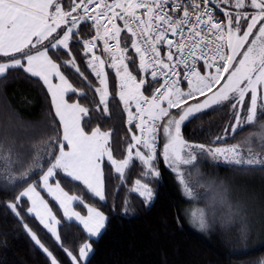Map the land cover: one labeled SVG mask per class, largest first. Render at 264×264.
<instances>
[{
	"label": "snow or ice",
	"instance_id": "snow-or-ice-1",
	"mask_svg": "<svg viewBox=\"0 0 264 264\" xmlns=\"http://www.w3.org/2000/svg\"><path fill=\"white\" fill-rule=\"evenodd\" d=\"M70 3V8L66 10L63 0H0V57L9 58L0 61V77H6L11 69H23L31 76L39 77L47 86L55 117L59 119L63 130L62 140L57 135L48 144L47 147L52 151L45 149L50 165L46 171L40 162L42 158L39 155L33 158V165L42 172L37 183H27L31 168L23 167V154L15 147L0 145V168L7 174L8 181L13 188L17 186V180L27 183L13 200L7 202V208L22 223L20 205L27 200V213L34 215L57 244L63 247L58 230L60 220L37 191V187L42 185L64 209V216L68 220L74 216L90 237L97 236L106 226L105 215L86 204L87 217H82L78 212H71L70 215L73 203L78 199L84 203L83 199L70 196L59 182L53 187L50 180L57 170H61L73 181L83 183L103 201V171L97 161L104 155L120 173L121 179L133 159L141 162L145 176L159 178L160 171L154 164L157 158L155 141L158 127L163 128L165 137L163 159L176 174L183 194L189 199L193 198L194 193L184 177L181 165L195 164L198 154L207 153L214 160L222 158L240 171L264 172V0H70ZM211 3H215L216 8L223 13L222 18H216L214 11L209 8ZM222 5L235 11L226 10ZM89 20L93 22L96 36L83 42L86 55L96 47L98 40L105 37L115 39V46L121 53L129 51L127 43L123 47L120 43L121 32L126 29L132 37L131 47L140 58V70L145 74L144 79L136 82V77L125 63V57L121 55L118 58L112 53L113 45L105 39V50L112 55L113 60L110 66L117 69V76L121 75L119 64H123L126 79L136 82L135 89L127 93L122 86L120 100L128 113V124L140 121L135 124V128L140 130L141 135L132 136L128 157L120 161L112 155L109 145L111 133L96 128L88 135L81 127V119L89 115V109L78 103L67 104L64 101L66 92L77 90L49 56L50 49L63 48L72 57L71 41L79 36V25ZM117 20L123 22V29L118 27ZM101 28L104 29L103 36ZM40 45H43L42 50L38 47ZM161 45L167 49L166 52ZM33 49L36 51L33 52ZM128 59L134 60L132 57ZM97 60L102 69L105 62L101 57L93 54L87 61L88 68L92 69L100 85L95 88L99 96L96 111H100V106H103V113L109 114L107 77L102 70L97 71L94 64ZM200 61H203V67L197 70ZM65 63L85 80L88 79L75 58ZM181 66L185 69L183 74L177 71ZM149 68L152 80L159 85L150 98L139 91L141 86L149 83ZM53 74L60 80L59 85L52 83ZM181 75L188 83L187 92L181 89L179 79H171L172 76ZM161 77L163 83H160ZM80 94L84 95L83 92ZM198 97L204 99L199 100ZM130 98L136 100L135 113L131 111ZM191 99L197 102L189 104ZM224 107L232 110L231 116L234 118V123L224 129L225 133L229 129L234 134L246 127L252 129L243 141L226 147H206L203 144H189L183 138L181 128L185 122L199 118L198 114L209 109L223 110ZM172 109L179 111L173 113ZM156 121L164 123L158 126ZM216 139L224 137L217 136ZM55 145H59V154L55 152ZM133 148H137L134 156ZM14 172L18 175L14 176ZM135 185L132 191L138 192L146 204L151 203L155 197L153 188L140 179L135 181ZM218 195L221 203L228 204L222 192ZM186 215L190 216V222L199 231L209 229L204 210H193L186 212ZM23 227L35 245L46 254L50 264H60L29 225L23 223ZM64 251L71 258V264H81V261L86 264L92 246L90 242L84 243L78 257L67 248Z\"/></svg>",
	"mask_w": 264,
	"mask_h": 264
},
{
	"label": "trees",
	"instance_id": "trees-1",
	"mask_svg": "<svg viewBox=\"0 0 264 264\" xmlns=\"http://www.w3.org/2000/svg\"><path fill=\"white\" fill-rule=\"evenodd\" d=\"M63 6L69 9L70 0H63ZM77 31L79 36L71 41L72 57L68 56L65 49H50L49 56L77 90L68 94L66 101L89 109V115L83 116L81 120V127L86 134H91L96 128L111 133L109 145L113 158L123 160L128 155L129 144L133 143L135 129L132 131L127 126L128 113L118 96L117 76L113 70L107 69L109 114L103 113V106H100V111H96L99 96L95 88L99 87V82L92 69L88 68L87 61L93 54L103 56L108 53L99 40L86 55L83 42L94 36L85 22L79 25ZM131 41L122 31L121 47L127 43L129 51L125 52L126 56L134 58H127L126 63L132 75L140 80L145 77ZM38 47L43 48V45ZM73 58L88 77L87 80L65 63ZM8 59L3 57L0 61ZM148 81L141 86L143 95L149 94L155 84ZM186 87L184 85L182 89ZM228 109H209L198 114L199 118L185 122L181 128L183 138L191 144L209 146L232 144L249 136L252 129L246 127L232 133L230 137L215 141L230 123L231 113ZM57 135L62 140L60 122L55 117L50 96L42 83L23 69H11L6 77H0V145L15 147L23 154V167L31 168L27 183H37L42 174L41 169L33 165L34 157L39 155L42 158L40 162L44 171L50 166L45 149L52 151L47 146ZM161 147L160 130L159 148L154 161L160 171L159 178L145 176L141 162L133 159L121 179L115 168L104 161L103 201L81 182L73 181L61 171L56 173L57 182L67 193L79 196L106 216V226L98 238L91 239L79 225L62 220L58 208L49 200L60 220L58 230L63 247L57 244L36 218L27 213L29 205L26 200L20 205L23 223L29 225L60 264H71L64 248L78 257L80 247L86 242L92 246L86 264H263L264 172L240 171L237 166L209 169L208 174H213L214 184L205 188L200 206L205 209L210 227L204 232L196 231L186 218L190 202L182 195L174 173L165 166ZM55 152L59 154V145H55ZM13 175L17 176L18 173L14 172ZM137 179L153 188L155 197L151 203L146 204L142 197L132 191ZM27 183L17 180V186L13 188L7 174L0 168V264H50L48 257L25 231L20 218L7 208V202L13 200ZM221 192L228 204L220 202L218 194ZM76 208L81 213L85 212L80 205Z\"/></svg>",
	"mask_w": 264,
	"mask_h": 264
},
{
	"label": "rangeland",
	"instance_id": "rangeland-1",
	"mask_svg": "<svg viewBox=\"0 0 264 264\" xmlns=\"http://www.w3.org/2000/svg\"><path fill=\"white\" fill-rule=\"evenodd\" d=\"M222 7H225L226 8V10H229V11H235V9H231V8H228V6H226V5H222ZM248 11H252L251 9H248ZM99 41V40H98ZM101 41V40H100ZM118 58L121 56V55H123L124 57H125V63L127 62V56H126V54L125 53H121L119 50L116 52V53H114ZM99 57H101V59H103L104 60V66H103V68L101 69V65H100V61H94V64L96 65V69H97V71H103V73L106 75V77H107V69H110V70H113L114 72H115V74H116V76H117V69L115 68V67H111L110 65L113 63V60H112V55L111 54H103V56H100L99 55ZM118 62V61H117ZM119 67H120V72H121V75L118 77L117 76V79H118V96H119V98H120V93H121V90H122V86H123V91L125 92V93H127L130 89H132V90H134L135 89V87H136V82H138L139 80H137L136 79V82H133V81H130V80H127L126 79V77L124 76V68H123V64H119ZM144 79V78H143ZM100 86V85H99ZM217 87H219V86H217ZM183 90V89H182ZM189 90V88H187L186 89V91L185 92H187ZM139 91H140V93H141V87H140V89H139ZM214 91H215V89H214ZM208 95H211V93H209ZM198 99L199 100H203L204 99V97H198ZM197 102V100L196 99H191V100H189V104H195ZM123 103V102H122ZM129 103H130V105H131V109L133 108V107H135V105H136V100L135 99H129ZM124 105V104H123ZM166 106V105H165ZM125 107V106H124ZM185 107H186V105H185ZM229 111H230V113L232 112V110L229 108L228 109ZM173 113H175V112H178L179 110L178 109H172L171 110ZM165 119H167V118H165ZM160 122V125H162L163 123H164V121H159ZM230 123H234V118L231 116V118H230ZM229 123V124H230ZM228 124V125H229ZM228 126H226V128H227ZM160 130H161V132H162V147H161V157H162V159H163V155H162V152H163V145H164V143H165V137H164V133H163V128L162 127H160ZM230 135H232V131H231V129H229V131L227 132V133H225V131H223V133H222V136L224 137V139L226 138V137H230ZM248 137V136H247ZM221 140H223V139H221ZM244 140V139H243ZM243 140H241V141H243ZM215 141H218L217 139L215 140ZM220 141V140H219ZM241 141H238V142H241ZM238 142H235V143H238ZM235 143H232V144H235ZM189 144H191V143H189ZM229 145H231V144H216V145H209V146H206V147H226V146H229ZM137 150V148H133L132 149V154H133V156H134V154H135V151ZM142 150V149H141ZM197 152H198V150H197ZM127 157H128V155H127ZM126 157V158H127ZM163 162H164V164H165V166L167 167V168H169L168 166H167V164L165 163V161H164V159H163ZM218 166H227V167H231V166H235V165H230V164H227V163H225L224 161H223V159L221 158V159H219V160H214L213 158H212V156H210V155H208L207 153H203V154H198V159H197V161L195 162V164H193V165H181V169H182V171H183V174H184V177H185V179H186V181L188 182V184H189V186L192 188V190H193V193H194V196H193V198L192 199H189V198H187L184 194H183V192H182V188H181V185L179 184V187H180V191H181V193H182V195L190 202V205H189V207L186 209V212H191V211H193V210H200V209H202V210H204V212H205V209H204V207H202V206H200L201 204H202V201H203V199H204V194H205V188H207V187H210V186H212L214 183L212 182L214 179H212L214 176H213V174H208L209 172H210V170L209 169H211V168H214V167H218ZM114 167V166H113ZM115 168V167H114ZM47 170V169H46ZM45 170V171H46ZM169 170L170 171H172L170 168H169ZM58 171H61V170H57V172ZM211 171H213V170H211ZM56 172V173H57ZM62 173H63V171H61ZM173 172V171H172ZM174 173V172H173ZM64 174V173H63ZM120 174V173H119ZM174 175H175V179H176V181H177V177H176V174L174 173ZM56 174L54 175V177L50 180V183H51V185L53 186V187H55V184L57 183V180H56ZM39 179H40V177H39ZM80 182V181H79ZM83 184V183H82ZM84 185V184H83ZM85 186V185H84ZM136 185H135V183H134V185H133V187H135ZM62 188V187H61ZM87 188V187H86ZM63 189V188H62ZM64 190V189H63ZM37 191L40 193V195H41V197L45 200V202L46 203H48V205H49V207L52 209V207L50 206V203H49V201H52L54 204H55V206L58 208V211H59V213H60V215H61V217H62V220H64V221H66V222H73V223H75V224H77V225H79L82 229H83V231L85 232V234L89 237V238H91V239H96V238H98L99 237V235L101 234V232L104 230V229H102L101 230V232L97 235V236H92V237H90L89 236V234L85 231V229H84V227H83V225L78 221V220H76V218L73 216L72 217V219L71 220H68L65 216H64V209H62L61 207H60V204L57 202V200L52 196V195H50L49 193H48V191L41 185V186H38L37 187ZM65 191V190H64ZM66 192V191H65ZM137 195H139L138 194V192H135ZM69 194V193H68ZM70 196H76V197H79V196H77V195H73V194H69ZM140 196V195H139ZM80 198V197H79ZM49 200V201H48ZM27 201V200H26ZM85 202L84 203H80L79 202V199L77 200V201H75L74 203H73V205H72V207H71V209H70V215H71V212H78V213H80V215L82 216V217H87V215H88V210H87V208L85 207ZM149 204V203H148ZM29 205V204H28ZM77 205H80V206H82L83 208H84V210H85V212L84 213H81V212H79L78 210H77V208H76V206ZM86 205H88V204H86ZM88 206H90V205H88ZM90 207H93V206H90ZM96 208V207H95ZM97 209V208H96ZM97 210H99V209H97ZM52 211H53V209H52ZM100 211V210H99ZM101 212V211H100ZM53 214L57 217V215L55 214V212L53 211ZM205 214H206V212H205ZM235 215H237V214H235ZM31 216H33L34 218H36L34 215H31ZM187 217V220H188V223H189V225L193 228V229H195L196 231H199L198 230V228L197 227H194L193 226V224L190 222V216L189 215H186ZM106 217V216H105ZM57 219L59 220V218L57 217ZM38 221V220H37ZM39 222V221H38ZM40 224V223H39ZM41 225V224H40ZM42 227H43V225H41ZM44 228V227H43ZM45 229V228H44ZM46 231H47V229H45ZM48 232V231H47ZM49 233V232H48ZM50 235H51V233H49ZM52 237V236H51ZM54 240H55V238L54 237H52ZM56 241V240H55ZM45 254V253H44ZM91 254V253H90ZM89 254V255H90ZM46 255V254H45ZM79 255V254H78ZM89 257V256H88ZM69 259L71 260V258L69 257ZM81 263L82 264H84V262L83 261H81ZM264 264V263H263Z\"/></svg>",
	"mask_w": 264,
	"mask_h": 264
},
{
	"label": "built area",
	"instance_id": "built-area-1",
	"mask_svg": "<svg viewBox=\"0 0 264 264\" xmlns=\"http://www.w3.org/2000/svg\"><path fill=\"white\" fill-rule=\"evenodd\" d=\"M209 8H210L211 10L214 11V13L216 14V18H217V19H220V18L223 17V13L220 12L219 9L216 8L215 3H211V4H209ZM117 11H119V10L117 9ZM140 11H142V10H140ZM85 23H87V24L89 25V27H90V29H91V32H92L93 36L95 37V36H96V29L92 26V25H93V22L89 20V21H85ZM116 23H117L118 27H120V28L123 29L124 26H123V22H122V21L117 20ZM109 27H110V26H109ZM123 32H124L126 35H128V36L132 39L131 35L127 32L126 29H125ZM100 33H101V35L103 36V34H104V29H103V28L100 29ZM105 39H107V37H105L104 39H100V40L102 41V43H103L104 49H105ZM107 43L110 44V45H113V47H112V49H111V52H112V53H116V52L119 50V49L115 46V45H116V40H115V39H107ZM120 43H121V42H120ZM160 47L164 48L163 45H161ZM105 51H106V50H105ZM164 51L166 52L167 49L164 48ZM106 52H107V51H106ZM107 53H108V52H107ZM108 54H109V53H108ZM164 58H165V60H166V56H165ZM200 67H203V61L198 62V64H197V70H200ZM177 71H179L181 74H183V72L185 71V69L183 68V66H181L179 69H177ZM213 71H214V70H213ZM150 72H151V68L148 69V73H149V74L147 75V79H148V80H151V81H152L153 83H155V84H154L153 89L151 90V92H150L149 94H147V95H144V96H147V97H149V98L154 94V90H155V88L159 86L155 81L152 80V77H151V75H150ZM143 76L145 77V74H144V73H143ZM171 79H173V80L179 79V80H180V87H181V89H182V87H183L184 85H187V86H188L187 81L183 79V75H181L180 77L172 76ZM193 79H194V78H193ZM160 83H163V77L160 78ZM141 102H142V101H141ZM135 112H136V108H135V110L133 111V113H135ZM145 118H147V114H145ZM126 123H127V126H128L132 131H133V129H135V135H136V136H140V135H141L140 130L135 128V124L140 123L139 120H136V121L133 122L132 125H129V124H128V119H127ZM156 124H157L158 126H160V122H159V121H156ZM145 134L147 135V133H145ZM159 135H160V127H158V130H157V139H156V141H155V143H156V151H157L158 148H159Z\"/></svg>",
	"mask_w": 264,
	"mask_h": 264
},
{
	"label": "crops",
	"instance_id": "crops-1",
	"mask_svg": "<svg viewBox=\"0 0 264 264\" xmlns=\"http://www.w3.org/2000/svg\"><path fill=\"white\" fill-rule=\"evenodd\" d=\"M63 27V26H62ZM45 43H47V42H45ZM40 46H42V45H40ZM40 49L42 50L43 48H41L40 47ZM61 49H63V48H61ZM126 54V53H125ZM0 58H3V57H0ZM99 60H97V62H98ZM26 63V62H25ZM28 74V73H27ZM28 75H30V74H28ZM31 76V75H30ZM31 77H33V76H31ZM34 78H36V79H38L41 83H42V85L45 87V89H46V91L48 92V89H47V86L43 83V81L42 80H40L39 79V77H34ZM52 83L54 84V85H59L61 82H60V80L57 78V77H55V75L53 74V76H52ZM188 88V86L186 87V88H184L183 89V91H186V89ZM71 92H73V91H68V92H66L65 94H64V101L67 103V104H76V103H69V102H67L66 101V96L68 95V94H70ZM48 94H49V96H50V99H51V95H50V93L48 92ZM51 103H52V100H51ZM53 106V105H52ZM135 109V107H133L132 109H131V111H133ZM53 110H54V108H53ZM54 113H55V110H54ZM83 118V117H82ZM58 119V118H57ZM82 120V119H81ZM58 121H59V119H58ZM61 130H62V127H61ZM62 132H63V130H62ZM88 135H91V134H88ZM66 150H67V148H66ZM104 161H106L107 163H109V164H111V162L108 160V158H107V155H104L103 157H101V158H99L98 159V163H99V165H100V167H101V169H102V163L104 162ZM112 165V164H111ZM113 166V165H112ZM70 178V177H69ZM98 198V197H97Z\"/></svg>",
	"mask_w": 264,
	"mask_h": 264
}]
</instances>
